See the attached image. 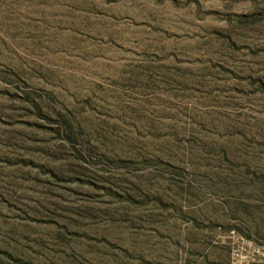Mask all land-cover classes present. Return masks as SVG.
<instances>
[{
    "label": "rangeland",
    "instance_id": "obj_1",
    "mask_svg": "<svg viewBox=\"0 0 264 264\" xmlns=\"http://www.w3.org/2000/svg\"><path fill=\"white\" fill-rule=\"evenodd\" d=\"M235 263L264 264V0H0V264Z\"/></svg>",
    "mask_w": 264,
    "mask_h": 264
},
{
    "label": "built area",
    "instance_id": "obj_2",
    "mask_svg": "<svg viewBox=\"0 0 264 264\" xmlns=\"http://www.w3.org/2000/svg\"><path fill=\"white\" fill-rule=\"evenodd\" d=\"M261 254V248L260 247H253L251 250V255L252 256H257ZM235 264H240V263H235Z\"/></svg>",
    "mask_w": 264,
    "mask_h": 264
}]
</instances>
